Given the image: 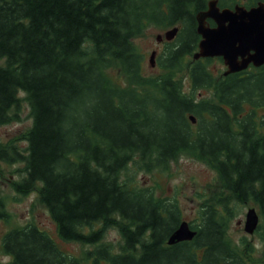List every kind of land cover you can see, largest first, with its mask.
<instances>
[{"label": "trees", "instance_id": "16d2710c", "mask_svg": "<svg viewBox=\"0 0 264 264\" xmlns=\"http://www.w3.org/2000/svg\"><path fill=\"white\" fill-rule=\"evenodd\" d=\"M209 1L0 0V125L14 119L19 92L32 118L25 149L0 145V161L24 164L15 192L37 188L60 239L94 247L85 254L92 264H247L227 236L231 214L214 204L191 226L192 241L167 245L183 221L179 208L131 171L165 172L182 156L215 171L235 201L253 202L264 226V66L224 77L210 72L213 59L193 60L195 16ZM150 28L178 29L156 76L143 73L134 43ZM95 224L118 230V252ZM1 251L10 264H77L33 224L7 231Z\"/></svg>", "mask_w": 264, "mask_h": 264}, {"label": "rangeland", "instance_id": "374dc122", "mask_svg": "<svg viewBox=\"0 0 264 264\" xmlns=\"http://www.w3.org/2000/svg\"><path fill=\"white\" fill-rule=\"evenodd\" d=\"M238 4L244 0H235ZM171 30L150 28L143 37L134 40L139 51L144 56L143 73L146 76L158 75L159 69H152L149 64V56L155 51L154 66L157 57L165 50L164 42H156V37L163 38L165 32ZM208 68L213 75L221 74L225 68L223 63L217 58L208 64ZM111 76L116 82H122L123 77L118 70H111ZM178 78L182 83V90L185 93L190 91V85L186 74H180ZM202 97H207L208 92L199 90ZM19 105L15 110L14 119L7 124L0 125V145L17 147V150H24L26 142L22 135L31 127L32 118L30 107L23 92L18 93ZM260 114L264 118V110ZM24 164L4 163L0 161V196L4 199L8 219L0 221V263L10 264L7 256L1 251V241L3 235L18 227L28 224L37 225L44 231L57 245L60 251L74 259L77 264H92L87 260L85 254L93 250L94 247L82 246L73 242H65L58 236L55 224L51 220L46 209L39 203V193L36 188L27 195H20L15 192L14 184L20 182L24 176ZM132 179L135 183L152 189L156 197L168 202H174L181 213L183 221L191 226L199 224V216L206 206H219L226 209L231 214L227 236L232 242L237 252L247 264H264V226L257 229L252 235L244 232L245 215L250 208H254L259 216V225L262 220L258 213V208L253 202L239 203L233 199L223 188L215 171L205 164L188 158L180 157L172 162L163 172H135L131 171ZM240 223V224H238ZM102 224H95L93 229H101ZM88 232L89 230H85ZM102 244L113 248V253L118 252L121 245V236L117 229L103 227ZM98 264H107L99 261Z\"/></svg>", "mask_w": 264, "mask_h": 264}, {"label": "water", "instance_id": "95a60500", "mask_svg": "<svg viewBox=\"0 0 264 264\" xmlns=\"http://www.w3.org/2000/svg\"><path fill=\"white\" fill-rule=\"evenodd\" d=\"M196 33L200 37L193 60L220 58L225 67L223 76L240 73L249 67L264 66V3L257 2L246 8L235 5L233 8L220 9L217 0L207 3V9L196 14ZM207 20L213 22L210 26ZM178 32L173 28L165 32V41H172ZM163 38L156 37L160 43ZM156 52L149 56L150 67H154ZM192 123L195 122L190 117ZM259 217L254 208L245 215L244 232L252 235L258 226ZM240 224V223H238ZM196 232L186 221L179 223L167 239V245L173 246L182 242H190Z\"/></svg>", "mask_w": 264, "mask_h": 264}]
</instances>
